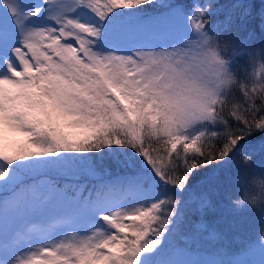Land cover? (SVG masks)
I'll use <instances>...</instances> for the list:
<instances>
[{
    "label": "snow or ice",
    "instance_id": "1",
    "mask_svg": "<svg viewBox=\"0 0 264 264\" xmlns=\"http://www.w3.org/2000/svg\"><path fill=\"white\" fill-rule=\"evenodd\" d=\"M254 138L264 0H0V264H264L179 258Z\"/></svg>",
    "mask_w": 264,
    "mask_h": 264
},
{
    "label": "rangeland",
    "instance_id": "2",
    "mask_svg": "<svg viewBox=\"0 0 264 264\" xmlns=\"http://www.w3.org/2000/svg\"><path fill=\"white\" fill-rule=\"evenodd\" d=\"M256 169L254 175L249 178L255 184L247 183L246 179L230 180L228 174L221 175L218 184L214 185L218 190L222 185L229 186V195H221L212 187L207 194L211 201V206L204 210L201 219L198 217L186 224L185 232L195 239L190 245V251L182 259H192L198 261H232V260H255L260 259L261 234L264 232V201L257 200L255 204L245 202L244 205L236 207L234 201L240 197L246 188L249 199L252 194H259V182L264 180V175H260L264 170V164L259 161L254 164ZM251 171V170H249ZM115 174V173H114ZM245 180L241 184L240 181ZM61 186L64 181L61 180ZM191 184V183H190ZM199 187V185L197 184ZM3 191H0V193ZM227 192V187L223 190ZM53 209L51 211H58ZM203 220L207 225L205 231H197L193 226ZM45 223L43 218L32 217L21 228L42 227ZM254 253V254H253Z\"/></svg>",
    "mask_w": 264,
    "mask_h": 264
},
{
    "label": "trees",
    "instance_id": "3",
    "mask_svg": "<svg viewBox=\"0 0 264 264\" xmlns=\"http://www.w3.org/2000/svg\"><path fill=\"white\" fill-rule=\"evenodd\" d=\"M174 2L182 4V5H185V6H188V5L191 4L192 0H174ZM201 2H203V0H201ZM220 2L221 3H226L227 0H220ZM252 2L259 4L260 0H252ZM250 31L253 32V38H252L253 45L256 46V47H259V45L262 42V37H261V34H260L259 30H258V25H253L252 28H250ZM20 139H22V138H20ZM252 142H258L259 143V138H254ZM256 157L257 156H256V153H255L254 156H253L252 163L248 167H243L239 163H237V164H234L229 169H222L220 171L219 176L217 178V181H216V183L214 185L218 184L219 179H220L219 177L221 175L228 174L229 170H233L232 173L230 174V180H239V179H243V178H249L250 175H254L255 171H253V169H256V166L254 165L255 163L253 161L255 160ZM109 167H111V166L109 165ZM249 170H251V171H249ZM190 183H191V185L193 186L194 189H198L199 188L196 185L197 182L195 180L191 181ZM214 185H213V188L216 190ZM226 187H227V192L224 193L223 190ZM230 189L231 188L229 186L222 185L218 190H216L218 192V198L221 200L222 199L221 195H225V196L229 195V190ZM9 193H11V190L3 191V192L0 193V197L8 195ZM208 209H210V208H206V211ZM198 217L201 219V214L199 212L192 211L191 210V206H190L189 210L187 211V222L196 220Z\"/></svg>",
    "mask_w": 264,
    "mask_h": 264
},
{
    "label": "clouds",
    "instance_id": "4",
    "mask_svg": "<svg viewBox=\"0 0 264 264\" xmlns=\"http://www.w3.org/2000/svg\"><path fill=\"white\" fill-rule=\"evenodd\" d=\"M261 239H262V241H264V232H262V234H261Z\"/></svg>",
    "mask_w": 264,
    "mask_h": 264
}]
</instances>
